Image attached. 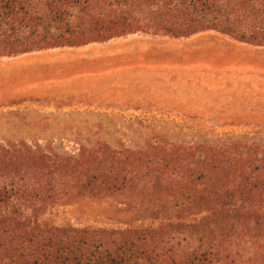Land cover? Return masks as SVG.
<instances>
[{
  "label": "trees",
  "instance_id": "16d2710c",
  "mask_svg": "<svg viewBox=\"0 0 264 264\" xmlns=\"http://www.w3.org/2000/svg\"><path fill=\"white\" fill-rule=\"evenodd\" d=\"M208 31L264 46V0H0V57ZM84 199L119 225L42 218ZM0 264H264V144L0 142Z\"/></svg>",
  "mask_w": 264,
  "mask_h": 264
},
{
  "label": "rangeland",
  "instance_id": "374dc122",
  "mask_svg": "<svg viewBox=\"0 0 264 264\" xmlns=\"http://www.w3.org/2000/svg\"><path fill=\"white\" fill-rule=\"evenodd\" d=\"M264 144V46L208 31L143 33L0 57V142L45 150L149 141ZM55 225L116 227L89 199L58 204Z\"/></svg>",
  "mask_w": 264,
  "mask_h": 264
}]
</instances>
